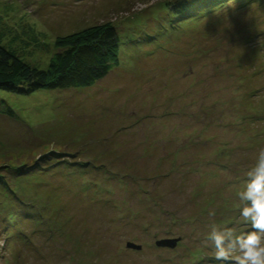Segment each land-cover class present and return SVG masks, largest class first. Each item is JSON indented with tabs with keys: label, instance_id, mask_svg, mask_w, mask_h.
<instances>
[{
	"label": "rangeland",
	"instance_id": "1",
	"mask_svg": "<svg viewBox=\"0 0 264 264\" xmlns=\"http://www.w3.org/2000/svg\"><path fill=\"white\" fill-rule=\"evenodd\" d=\"M105 24L120 46L102 81L0 92V264H231L205 237L251 230L264 0H0V41L41 70L57 39Z\"/></svg>",
	"mask_w": 264,
	"mask_h": 264
},
{
	"label": "trees",
	"instance_id": "2",
	"mask_svg": "<svg viewBox=\"0 0 264 264\" xmlns=\"http://www.w3.org/2000/svg\"><path fill=\"white\" fill-rule=\"evenodd\" d=\"M173 8L179 15L188 11L186 2L182 1L177 2ZM119 46L117 28L110 24L99 25L57 39L54 42L55 52L47 68L41 70L23 61L15 51L0 41V92L30 96L41 90L90 88L105 79L119 65ZM1 105L6 107L5 104ZM43 162L48 165V160H40L36 165L47 167Z\"/></svg>",
	"mask_w": 264,
	"mask_h": 264
},
{
	"label": "clouds",
	"instance_id": "3",
	"mask_svg": "<svg viewBox=\"0 0 264 264\" xmlns=\"http://www.w3.org/2000/svg\"><path fill=\"white\" fill-rule=\"evenodd\" d=\"M246 176L244 190L238 193L243 205L239 215L251 230L236 233L213 223L209 225L205 243L214 248L218 260L231 261V264H264V148L259 150L255 165Z\"/></svg>",
	"mask_w": 264,
	"mask_h": 264
},
{
	"label": "water",
	"instance_id": "4",
	"mask_svg": "<svg viewBox=\"0 0 264 264\" xmlns=\"http://www.w3.org/2000/svg\"><path fill=\"white\" fill-rule=\"evenodd\" d=\"M179 240H162L160 242H157V247L162 248H175ZM127 249L134 250V251H141L142 247L135 245L133 243H127L126 244Z\"/></svg>",
	"mask_w": 264,
	"mask_h": 264
}]
</instances>
